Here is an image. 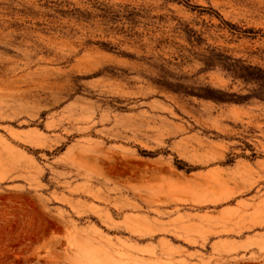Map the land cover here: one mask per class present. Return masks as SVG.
<instances>
[{
  "label": "rangeland",
  "instance_id": "obj_1",
  "mask_svg": "<svg viewBox=\"0 0 264 264\" xmlns=\"http://www.w3.org/2000/svg\"><path fill=\"white\" fill-rule=\"evenodd\" d=\"M0 264H264V0H0Z\"/></svg>",
  "mask_w": 264,
  "mask_h": 264
}]
</instances>
